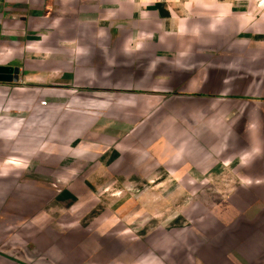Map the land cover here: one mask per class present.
<instances>
[{
    "label": "crops",
    "instance_id": "1",
    "mask_svg": "<svg viewBox=\"0 0 264 264\" xmlns=\"http://www.w3.org/2000/svg\"><path fill=\"white\" fill-rule=\"evenodd\" d=\"M0 65L2 264H264V0H0ZM144 182L187 184L188 211L193 184L241 199L231 226L173 201L169 226L96 238L98 191Z\"/></svg>",
    "mask_w": 264,
    "mask_h": 264
},
{
    "label": "rangeland",
    "instance_id": "2",
    "mask_svg": "<svg viewBox=\"0 0 264 264\" xmlns=\"http://www.w3.org/2000/svg\"><path fill=\"white\" fill-rule=\"evenodd\" d=\"M146 122L151 123L152 120H146ZM212 122L213 120H211V123ZM196 123V119L190 120V139L193 140L198 139L197 137H200V139L205 141L206 145H213L215 143L216 145L220 143H223V145L229 144L231 141H233V138L238 137L233 134L231 135L230 131H228L225 125H221L222 131L218 130L222 133L202 134L203 136H199L194 131L197 126ZM195 141L197 142V140ZM153 143L154 141L151 139L146 145H151ZM81 169L82 166L78 165L74 168H68L64 173L73 176L74 173L72 171L80 173L79 171ZM65 185L66 184L64 183L61 184L62 187ZM99 185L101 187L102 184ZM103 185L106 186V184ZM183 185L187 186V184L173 182H164L160 184L155 182L133 184L125 183L119 184L118 186H106L107 188L103 192L104 195L101 194L102 192H100V190L98 193L102 195L101 204L104 205V207L108 210L94 221L91 232L96 238H100V235H98V232L96 231V226H116L115 228H119L118 226H160L161 224L164 226H169L171 224V221L168 220L170 214V204L172 203L173 205L174 201V211L177 210V207L180 208V211L185 207L181 205V199L177 198L178 194L183 188ZM221 185L225 191L223 195H228L229 190L231 189V184L226 182ZM191 187L192 188L190 191H194L196 193L194 198L190 199V201H193L194 204L189 206V211L187 210V206L184 210L188 211L186 213L189 217V221L192 223V226H231V211L234 210H231V207L236 208V199L238 201L241 198L232 199L228 195V197H224L222 200H219V195L215 189L212 188V185L193 184ZM252 201L264 202V199L261 200L254 198L252 200H248V203ZM218 203L222 205L216 206ZM241 208L245 209V206ZM174 214L176 215V213ZM83 217V212H80L79 215H77V222L83 223ZM16 218L17 217L12 216L9 221L13 223L15 222ZM94 218H90L89 216L87 217V219L90 221ZM85 220V225H87L89 220ZM117 233H119L118 230H116V232H108L110 237L116 235ZM0 264L2 263L0 262Z\"/></svg>",
    "mask_w": 264,
    "mask_h": 264
},
{
    "label": "water",
    "instance_id": "3",
    "mask_svg": "<svg viewBox=\"0 0 264 264\" xmlns=\"http://www.w3.org/2000/svg\"><path fill=\"white\" fill-rule=\"evenodd\" d=\"M20 80V68L0 65V83H17Z\"/></svg>",
    "mask_w": 264,
    "mask_h": 264
},
{
    "label": "built area",
    "instance_id": "4",
    "mask_svg": "<svg viewBox=\"0 0 264 264\" xmlns=\"http://www.w3.org/2000/svg\"><path fill=\"white\" fill-rule=\"evenodd\" d=\"M43 104H45V102Z\"/></svg>",
    "mask_w": 264,
    "mask_h": 264
}]
</instances>
